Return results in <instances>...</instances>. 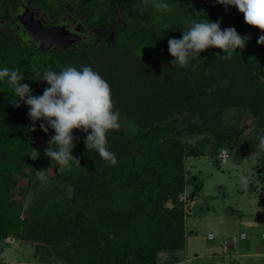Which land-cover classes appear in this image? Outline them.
<instances>
[{
  "label": "trees",
  "instance_id": "trees-1",
  "mask_svg": "<svg viewBox=\"0 0 264 264\" xmlns=\"http://www.w3.org/2000/svg\"><path fill=\"white\" fill-rule=\"evenodd\" d=\"M162 2L167 3L170 10L153 7V0H57L54 4L35 0L50 18L57 20L54 24L67 15V5L74 9L71 17L85 16L84 22L89 28L110 27L117 9L124 16L126 25L116 27L114 42L105 38L94 44L91 39H85L80 43L81 52L77 53L69 49L38 51L25 42V37L21 42L19 35L23 37L24 33L17 20L18 0H0V8L5 12L0 16V23L6 22L0 28V69L18 68L24 76L21 83L28 84L32 95L36 96L42 95L48 87L39 79L43 71L50 67L59 72L64 68L61 59L66 54L77 58L87 55L89 49L112 51L118 59L132 55L136 62H148L149 70L158 69L164 77L166 66L172 65L174 59L167 55L168 40L181 38L190 19L207 18L220 22L221 30L234 27L247 38L245 47L237 49L229 60L221 58L224 55L221 49L209 48L191 60L187 68L174 65L173 74L178 82L172 80L170 84L181 83V79L189 86L199 85L195 98L190 104L186 103L188 108L203 104L208 97L214 99L215 108L223 104L231 106L236 98L251 114L256 111V102L260 101L264 107V45L257 43L264 32L246 24L239 11L228 14L204 0ZM214 63L225 73L211 74ZM225 81L227 86H224ZM206 83L212 87L211 94L203 91ZM14 98L18 99L8 78L0 79V155L4 153L5 118ZM137 99L130 110L118 109L121 120H137V131L128 133L120 123L119 129L107 133V147L115 154L117 162L111 164L95 150L86 148L84 141L91 129L89 133L74 129L72 155L79 159L80 165L72 161L62 173L56 174L53 183L42 189L28 208L12 196L17 181L11 175L28 170L31 183L45 159L39 163L31 160L36 137L43 136L44 141L49 142L55 132L51 127L43 131L40 124L46 122L34 123L28 116L29 106L22 108L26 103L19 101L22 109L16 122L28 127V135L21 143L17 140L18 143L11 144L12 162L0 163V254L2 243L8 237L37 245L41 264H85L88 262L86 247L95 243H99L107 264H158L160 253L186 248L187 203L181 197L188 185L193 187L188 199L197 198L204 188L197 176L193 175L190 181L186 179V158L210 156L217 159L222 150L229 153L230 149L241 161L247 155L243 152L246 143L241 139L235 142L231 134L206 137L194 146L185 145L175 140L174 122L166 125L162 122L164 117L186 107H176L175 100L167 108L162 103L159 105L162 98L147 105ZM259 134H264V126ZM207 145L208 154L203 148ZM45 161L55 163L49 157ZM169 202L172 208L166 207Z\"/></svg>",
  "mask_w": 264,
  "mask_h": 264
},
{
  "label": "rangeland",
  "instance_id": "rangeland-1",
  "mask_svg": "<svg viewBox=\"0 0 264 264\" xmlns=\"http://www.w3.org/2000/svg\"><path fill=\"white\" fill-rule=\"evenodd\" d=\"M56 1L48 0L51 4L56 3ZM204 1L210 5L214 4L228 14L238 12L235 7L228 6L226 8L224 5L216 3V0ZM18 4V13H21V5L25 4L30 6L36 12L37 17L46 24L52 25L57 22L56 19L50 18L48 12L41 5L35 3V0H18ZM67 9V15L58 20H61L60 22L67 19L75 20L76 23L85 28V32H80L77 41L70 45L69 50L77 53L81 52L80 43L88 39L87 37H90V34L94 44L101 43L105 38L114 42L116 27L126 25L125 18L118 9L116 15L112 18V25L102 28L87 27L84 22L85 16L71 17L74 9L71 5H67ZM4 14V10L0 8V16ZM5 23L2 21L0 28H3ZM107 27L108 31L103 34ZM21 37L19 35V40L22 42L25 35ZM25 42L27 41L25 40ZM59 49L62 51L67 50L64 47H56L51 51H60ZM96 51L89 49L87 55H79L77 58L66 54L61 59V63L64 67L73 66L77 69H80L81 66H91L99 72L111 86L117 109L130 110L137 102V98H139V101L142 100L145 105L154 104L155 101L162 98L159 105L162 103L163 107L167 105V108L171 101L175 100L179 103L176 107L184 106L187 109H177L174 115L164 117L162 124L166 125L174 122L172 133L178 142L194 146L199 140L206 137L215 138L219 135L232 134L235 142L241 139V142L246 143L243 152H246L247 155L241 161L234 156L230 149H228L230 158L227 163L222 162L219 157L217 159L210 156L186 158V179L190 181L192 176L195 175L203 183L204 188L197 198L188 199L193 187L191 185L186 187V192L181 197V200L187 203L186 248L183 251L171 250L160 253L158 264H219L224 259L221 256V239L225 237L239 238L243 233L247 235V241H239L238 248L232 253V256L224 260L232 261L235 258L234 254H239V252H242V254L248 251L254 253L257 249L255 243L264 231V226L254 224L258 219L259 212L264 211V150L256 148V144L259 143L260 129L264 126V107L260 101L256 102V111L252 114L244 110L245 104L238 102L237 98L234 101L232 100L231 106L223 104L215 108L214 99L208 97L203 104H199L197 107L189 106L188 108L186 105L190 104L192 99L195 98L199 85L189 86L186 81L181 79L179 81L181 83L170 84L172 80L177 81L173 74L175 72L174 65L164 67V72L167 75L161 77L162 72L158 69L149 70L150 64L148 62L138 63L132 55H127L124 59H118L117 54L112 51L107 53ZM211 66V74L218 75L221 71L225 73L223 68L219 69L215 63ZM184 68H187V66ZM160 83L162 85L158 87L157 84ZM211 88L206 83L203 88L204 93L211 94L212 91H209ZM180 103L183 105H180ZM24 107H28V105L25 104L22 108ZM22 108L12 103L7 110L5 118L6 131L2 143V152L4 153L0 155L1 164L12 162L13 152L9 151L11 144L18 143V141L21 143L22 138L24 140L27 138L28 132L26 131L28 127L26 128L23 124L16 122L18 112ZM120 123L128 133H135L138 129V122L133 118L120 119ZM34 129L37 131L36 128ZM35 145L36 149L31 155V160L39 163L43 158H48L45 155V149L49 147V143L44 141L43 136H38ZM203 148L207 154L210 152L208 145ZM45 159L37 169L31 183L28 170L11 175L17 181L16 187L12 190V196L22 201L25 208H28L30 204L38 199L42 189H46L47 186L53 183L56 174L62 173L67 168V166L60 168L58 163L47 162ZM241 176L248 177L247 194L238 182ZM250 198L255 200V204L250 203ZM166 207L172 208L173 204L169 202ZM209 234H214L216 240L209 241ZM2 247L0 264H41L37 245L8 237L2 243ZM86 249L88 262L85 264L108 263L105 254L100 252L99 243L88 246ZM238 263L264 264V259L243 257L238 258Z\"/></svg>",
  "mask_w": 264,
  "mask_h": 264
},
{
  "label": "clouds",
  "instance_id": "clouds-1",
  "mask_svg": "<svg viewBox=\"0 0 264 264\" xmlns=\"http://www.w3.org/2000/svg\"><path fill=\"white\" fill-rule=\"evenodd\" d=\"M216 3L226 8L235 7L243 14L246 24L264 32V0H216ZM153 7L170 10V6L162 0H153ZM187 22L189 27L183 31L181 38L168 40V51L174 58L172 65L186 67L209 48L221 49L224 53L221 58L229 60L237 49L242 50L246 45L247 38L234 27L221 30L220 22L207 18L190 19ZM257 43L264 45V35L258 38ZM5 77L12 85L14 97H18L11 102L18 107L19 101L23 100L29 106L28 116L34 123L43 120L46 122L40 124L43 131L47 132L48 127L54 130L55 134L50 137L45 155L55 164L58 163L60 168L70 166L72 161L80 165L79 159L72 155L75 147L74 129L85 133L91 129L84 141L86 148L95 150L111 164L117 162L115 154L107 147V133L120 128V112L115 106L110 84L99 72L91 66H81L80 69L66 66L59 72L49 67L39 76L48 85L40 96L32 95L29 85L21 83L24 76L18 68L0 69V79ZM227 83L225 81L224 86ZM258 141L256 148L264 150V134L258 136ZM238 182L247 194L248 177L241 176ZM250 203L255 204V200L250 198Z\"/></svg>",
  "mask_w": 264,
  "mask_h": 264
},
{
  "label": "water",
  "instance_id": "water-1",
  "mask_svg": "<svg viewBox=\"0 0 264 264\" xmlns=\"http://www.w3.org/2000/svg\"><path fill=\"white\" fill-rule=\"evenodd\" d=\"M21 13L17 12V20L21 24L25 39L31 48L49 52L56 47L70 49L85 28L73 20H64L56 25H48L37 17L30 6L21 5Z\"/></svg>",
  "mask_w": 264,
  "mask_h": 264
},
{
  "label": "built area",
  "instance_id": "built-area-1",
  "mask_svg": "<svg viewBox=\"0 0 264 264\" xmlns=\"http://www.w3.org/2000/svg\"><path fill=\"white\" fill-rule=\"evenodd\" d=\"M218 157L221 159L222 162L227 163L229 158H230V155H229L228 151L222 150L219 153ZM262 238L264 239V234L262 235ZM246 239H247V235L245 233L241 234L239 238H237V237H225V238L221 239V241H220L221 256L224 259L231 257L232 253L238 248V242L244 241ZM208 240L213 242L216 240V236L214 234H209Z\"/></svg>",
  "mask_w": 264,
  "mask_h": 264
},
{
  "label": "crops",
  "instance_id": "crops-1",
  "mask_svg": "<svg viewBox=\"0 0 264 264\" xmlns=\"http://www.w3.org/2000/svg\"><path fill=\"white\" fill-rule=\"evenodd\" d=\"M260 216L258 215V219L257 221L254 222L255 225H262L264 226V211L263 212H259ZM264 234V231L262 232V235ZM262 235L257 239L255 245L257 247V249L255 250L254 253H252L251 251H248L246 253H243L242 252H239V254H234V257L233 258V262L230 261V260H222L219 264H239L238 263V258H248V259H252V258H261V259H264V239L262 238ZM248 239V238H247ZM244 240V241H247Z\"/></svg>",
  "mask_w": 264,
  "mask_h": 264
},
{
  "label": "flooded vegetation",
  "instance_id": "flooded-vegetation-1",
  "mask_svg": "<svg viewBox=\"0 0 264 264\" xmlns=\"http://www.w3.org/2000/svg\"><path fill=\"white\" fill-rule=\"evenodd\" d=\"M22 5H25V4H22ZM68 20H70V19H67V21H68ZM73 21H74V22H77V21H75V20H73ZM52 25H56V24H52ZM88 36H89V35H88ZM91 36H92V35L90 34V37H87V38H88V39H91Z\"/></svg>",
  "mask_w": 264,
  "mask_h": 264
}]
</instances>
